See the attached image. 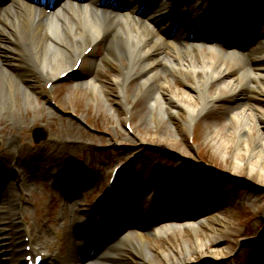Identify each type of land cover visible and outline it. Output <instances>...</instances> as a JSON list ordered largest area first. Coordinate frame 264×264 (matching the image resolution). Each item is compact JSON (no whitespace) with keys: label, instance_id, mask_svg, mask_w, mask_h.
Segmentation results:
<instances>
[{"label":"bare ground","instance_id":"1","mask_svg":"<svg viewBox=\"0 0 264 264\" xmlns=\"http://www.w3.org/2000/svg\"><path fill=\"white\" fill-rule=\"evenodd\" d=\"M26 1L28 3L0 0V264H25L22 257L30 254L22 247L29 244L30 240L25 243L20 236L22 230L24 236H31L30 231L21 229L19 225V216L22 214L20 202L26 197L19 175L21 170L43 167L49 170L53 166L56 168L67 155L68 147L83 144L78 139L55 137L29 151L25 149L27 145H21L20 138L21 131L27 126V119L15 117L12 111L15 109L19 113L23 109L26 113L28 101L34 95L41 96L49 103L53 100L51 92L54 85L71 75L77 76L78 80L69 92L84 90L103 98L107 86L98 75L108 66H114L116 70L110 84L117 89L121 99L119 106L125 113L124 122H129V106L126 102L128 86L129 83L136 82L138 87L134 91L142 97L152 112V124L158 126L166 122V119L180 118L179 127L176 131L171 130L175 138L176 133L188 131L191 121L203 111L211 109L222 100L230 99L232 105L227 107V110H231L227 124L231 128L222 129L220 125H216L212 134L222 135L221 140H225V143L231 139V135H235L234 150L230 157L231 165L238 164L234 166L235 172L242 167L244 159V170L249 176L255 174L256 179L264 178V45L252 53L249 52L251 64L237 55L240 54L238 51L231 54L235 61H230L229 58H219L211 53H199L196 48L183 49L158 40L144 21H131L128 17L121 20L98 19L83 13L79 8L74 9L73 3L59 9V6L50 8L51 3L43 0ZM139 1L146 7L144 14H148L154 0ZM227 1L228 7L218 18L220 24L223 23L221 19L230 17L235 9L242 16L249 15L256 22L261 21L264 0H251L246 3L247 0L241 8L236 5L238 0ZM171 2H162L165 8L162 13L155 11L157 8L153 10L154 18L159 22L164 21L162 24L174 17L181 0ZM214 2L222 7V1L202 0L192 10L199 16H207L211 11V3ZM195 5L196 3L190 4ZM188 20L187 14H180L168 24L167 29L183 25L181 28L187 33ZM245 37L242 42L235 44L237 48L251 42L247 34ZM259 38L264 40L261 34ZM85 47H90V50L83 54ZM97 49H101L98 57L85 63L84 59L93 58ZM77 59L81 62L76 70L64 78H58L60 74L71 69ZM248 78H252L255 83L249 82ZM180 80L184 86L175 89L173 87L171 90L176 81L181 83ZM48 82L52 83L46 89ZM213 88L214 92L209 94V90ZM243 90L250 91L254 103L240 93ZM135 93L131 97L135 98ZM21 97L24 98L23 101ZM55 106L66 110L57 103ZM32 117L36 118L35 115ZM253 119H257L259 124ZM142 124L145 123L142 121ZM248 137L252 138L250 146L247 144ZM59 175L61 174L56 177H60ZM84 175V170H78L76 178L85 177ZM60 180L64 187L69 185L67 175L62 174ZM75 187L79 188L77 185ZM216 191L217 187L214 186L213 193ZM123 192L132 198L130 188ZM73 199L69 198L64 202L69 210L70 221L62 227V233L66 237L64 248L60 252L45 256L46 264H127L125 260H118V257L126 256V252L137 257L141 264H161L157 257L163 258L165 264H179L172 251L169 253L171 247L168 248L167 244L155 247L153 239L148 232L145 233L147 226L139 217L133 224L138 232L124 231L109 224L91 229L86 227L81 213L78 212L79 202ZM205 215L201 218L190 215L166 216L158 220L161 224L155 235L165 236L174 229H189L196 234L202 232L205 236H197L196 246L205 248L204 245L210 238L219 232L217 229L208 232L205 225L209 222L214 226L212 228H215V223L216 228L223 225V221H214L211 216L204 219ZM65 217L67 216H62V222ZM51 227L52 224L49 225L50 231ZM43 237L38 236L40 247L46 243ZM180 241V245L187 248V242L183 238ZM170 254L173 260L169 258ZM209 254L214 255L216 252L210 251ZM186 255L189 253L182 256Z\"/></svg>","mask_w":264,"mask_h":264},{"label":"rangeland","instance_id":"2","mask_svg":"<svg viewBox=\"0 0 264 264\" xmlns=\"http://www.w3.org/2000/svg\"><path fill=\"white\" fill-rule=\"evenodd\" d=\"M154 35L156 37L157 31ZM100 50L97 49L93 58H86L84 62L96 59ZM115 70L111 65L98 75L107 86L103 98L84 90L69 92L78 80L77 76L71 75L54 85L51 92L53 100L49 103L34 95L28 101L26 113L23 109L19 113L13 109L15 117L27 119L20 138L21 145H27L25 149L29 151L39 148L49 138L65 137L83 142L78 147H68L67 155L56 168L45 170L46 167L41 166L43 168L21 170L19 175L26 197L20 202V226L30 230L37 242L38 236H44L46 243L42 249L46 253L62 251L66 240L62 227L69 221L65 219L62 222L61 217L66 211L64 202L71 194L70 198L79 202L83 219L94 228L111 222L125 229L127 221L122 222L121 215L123 218L126 215L134 217L136 213L143 212L141 222L147 226L145 233L148 232L156 248L166 244L171 247L168 251H172L179 264H264V178L256 179L255 174L249 176L244 170V159L242 167L235 172L234 166L238 164L230 163L235 135L225 143L221 140L222 135L212 134L216 125L222 129L231 128L227 124L231 111L227 107L232 105L230 99L203 111L191 121L188 131L176 133L175 138L171 130L176 131L179 127L180 118L166 119L158 126L152 124V112L142 97L135 93L136 82H131L126 99L130 127L127 129L124 126L125 113L119 106L121 99L117 89L110 84ZM248 80L255 83L252 78ZM180 86L184 83L176 81L171 90ZM214 89H210L209 94ZM243 91L245 94L240 93L254 103L250 91ZM134 93L135 98L131 97ZM21 99L23 101L24 98ZM56 103L66 110L56 108ZM253 120L259 124L257 119ZM36 127L40 128L37 142L32 137V130ZM251 141L252 138L248 137L249 146ZM117 165L123 168L111 191L105 194L106 178ZM78 170H84L85 177L77 179ZM54 172L67 175L69 185L64 187L59 180L61 175L56 177L58 174ZM75 185L79 188L76 189ZM214 186L217 187L215 193ZM126 188L132 190L134 198L131 199L137 200L134 204L139 203L140 207L132 208L130 197L123 192ZM99 207L104 210L103 217L96 214ZM90 210L93 211L89 213ZM190 213L200 218L206 214L204 219L211 216L214 221H223L220 228H216L217 223L215 228L211 222L205 225L208 232L219 230L204 245L205 248L196 246L197 236H205L202 232L196 234L189 229H174L165 236L155 235L159 219ZM181 238L187 242V248L180 245ZM210 251L216 254L210 255ZM186 252L189 255L182 256ZM126 253L118 260L141 264L137 257ZM172 257L170 254L171 260ZM157 260L161 264L166 263L161 257Z\"/></svg>","mask_w":264,"mask_h":264},{"label":"water","instance_id":"3","mask_svg":"<svg viewBox=\"0 0 264 264\" xmlns=\"http://www.w3.org/2000/svg\"><path fill=\"white\" fill-rule=\"evenodd\" d=\"M40 136V129L39 128H35L32 131V137L34 139L35 142L38 141V137Z\"/></svg>","mask_w":264,"mask_h":264}]
</instances>
